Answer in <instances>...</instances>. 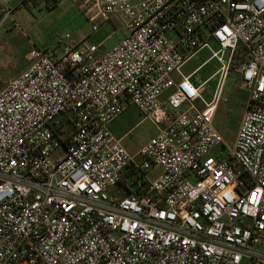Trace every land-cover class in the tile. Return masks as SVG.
I'll list each match as a JSON object with an SVG mask.
<instances>
[{
  "label": "built area",
  "instance_id": "1",
  "mask_svg": "<svg viewBox=\"0 0 264 264\" xmlns=\"http://www.w3.org/2000/svg\"><path fill=\"white\" fill-rule=\"evenodd\" d=\"M74 1L93 32L127 34L100 55L33 48L0 90V264H264V0ZM203 49L209 102L182 72ZM237 58L248 100L213 156ZM129 105L157 131L134 155L108 128Z\"/></svg>",
  "mask_w": 264,
  "mask_h": 264
},
{
  "label": "rangeland",
  "instance_id": "2",
  "mask_svg": "<svg viewBox=\"0 0 264 264\" xmlns=\"http://www.w3.org/2000/svg\"><path fill=\"white\" fill-rule=\"evenodd\" d=\"M7 7L10 14L0 20V90L29 64L28 53L33 48L47 55L60 54L65 43L74 42L80 46L95 45L96 55H100L115 46L127 34L124 27L114 30L107 24L93 32L90 22L74 0H9ZM115 25L119 26L118 23ZM211 46L215 48L213 43ZM209 55L207 49L201 50L182 69L183 72H190L201 65L193 73L191 81L196 83L206 80L199 93L207 102L218 80V76L212 74L219 68L216 60L204 62ZM239 63L237 58L230 65L216 99L219 112L223 113L228 109V119L218 124L224 146L220 145L212 151L213 156L219 152H230L235 137L234 118L239 111L238 103L247 95L246 89L239 88L240 77L236 70ZM231 98L234 100L231 101ZM194 105L196 109L203 107L199 101ZM154 130L151 122L146 120L131 130L122 140V145L127 150L135 148L147 141ZM63 152V146L58 148V154ZM158 173L159 168H156L150 177L153 178Z\"/></svg>",
  "mask_w": 264,
  "mask_h": 264
},
{
  "label": "crops",
  "instance_id": "3",
  "mask_svg": "<svg viewBox=\"0 0 264 264\" xmlns=\"http://www.w3.org/2000/svg\"><path fill=\"white\" fill-rule=\"evenodd\" d=\"M199 53V52H198ZM197 53V54H198ZM207 59L204 61L206 62ZM203 62V63H204ZM187 63V62H186ZM186 63L183 65V67L186 65ZM202 63V64H203ZM201 66V65H200ZM198 66L197 68L193 69L192 71L190 72H183V74L185 75H191L190 76V82L192 83L191 81V77L193 76V73L200 67ZM182 67V69H183ZM214 74V73H213ZM212 74V76H213ZM206 82V80L204 81H201V82H196V83H192L195 87H202V85ZM240 89H244L242 87H239ZM234 89V88H233ZM216 90V87L214 88V91L211 95V98L208 100L211 101L212 98H213V94ZM167 92H171V90H168ZM167 92H165L163 95H162V98L166 97L168 94H166ZM218 97V95H216V98ZM215 98V99H216ZM234 99L231 98V101H233ZM247 100H248V91H247V95L244 99H242L239 103H238V112L235 114V118H234V121L236 122V127H235V137H236V134H237V131H238V127H239V124H240V120H241V116L243 114V111L245 109V106H246V103H247ZM228 109L226 108V110L221 113L219 112V109H218V104L216 105V108H215V111H214V114H213V126L215 127V129L220 133V135L222 136L221 132L219 131V126L218 124H221L224 120L228 119ZM147 119H143V117L141 116L140 112L138 111V109L134 106V105H129L126 109H124L118 116H116L108 125V128H109V131L111 132V134L116 138V139H119L120 140V143L122 145V140L124 138H126L132 129H134L136 126H138L139 124L143 123L144 121H146ZM148 121V120H147ZM152 124V123H151ZM153 125V124H152ZM154 127V132L153 134L151 135L150 138H152L155 134H156V128L155 126L153 125ZM234 137V138H235ZM149 138V139H150ZM223 138V137H222ZM148 139V140H149ZM147 140V141H148ZM147 141L141 143L139 146L135 147V148H130L129 150H127L123 145V147L131 154V155H134L137 153V151L140 149V147L146 143Z\"/></svg>",
  "mask_w": 264,
  "mask_h": 264
}]
</instances>
